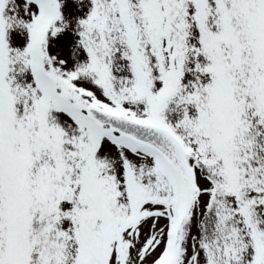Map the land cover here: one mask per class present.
Here are the masks:
<instances>
[{"label": "snow or ice", "instance_id": "6c2138e0", "mask_svg": "<svg viewBox=\"0 0 264 264\" xmlns=\"http://www.w3.org/2000/svg\"><path fill=\"white\" fill-rule=\"evenodd\" d=\"M0 264H264V0H0Z\"/></svg>", "mask_w": 264, "mask_h": 264}]
</instances>
